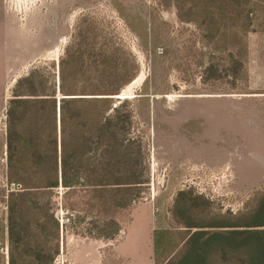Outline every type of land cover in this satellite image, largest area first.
<instances>
[{"label":"rangeland","instance_id":"374dc122","mask_svg":"<svg viewBox=\"0 0 264 264\" xmlns=\"http://www.w3.org/2000/svg\"><path fill=\"white\" fill-rule=\"evenodd\" d=\"M205 34L174 0H0V264L8 257V100L34 68L57 76L66 47L82 37L96 51L115 49L125 71L137 66L111 97L129 115L121 134L141 154L146 182L112 217L90 208L83 192L64 197L58 189L52 207L63 230L53 264H74L71 251L79 250L77 260L87 255L88 264H154L158 232L174 243L184 235L174 210L180 191L207 199L212 214L253 205L264 192V12L236 43L215 44Z\"/></svg>","mask_w":264,"mask_h":264},{"label":"trees","instance_id":"16d2710c","mask_svg":"<svg viewBox=\"0 0 264 264\" xmlns=\"http://www.w3.org/2000/svg\"><path fill=\"white\" fill-rule=\"evenodd\" d=\"M174 4L215 44L222 37L236 43L250 31L255 12H264V0ZM240 50L246 60L247 45ZM115 53L78 38L66 47L57 76L34 68L16 80L5 113L7 264H53L63 230L52 207L58 189L64 197L83 192L90 208L109 217L139 198L146 182L142 157L126 145L120 123L129 115L111 97L134 79L137 66L125 71ZM227 56L234 64L229 49ZM126 163L129 168L120 169ZM174 210L184 235L174 243L168 231L158 232L154 264H264V192L248 209L212 214L207 199L180 191Z\"/></svg>","mask_w":264,"mask_h":264},{"label":"crops","instance_id":"0c3cea01","mask_svg":"<svg viewBox=\"0 0 264 264\" xmlns=\"http://www.w3.org/2000/svg\"><path fill=\"white\" fill-rule=\"evenodd\" d=\"M80 247H82V245ZM79 251L78 252L75 251L74 253H72V251H71V258H70L71 262L74 263V264H88V263H91L90 261H88V258H87L88 256L87 255H84V258L82 259V261H78L77 260L78 259L77 258V253H79ZM85 258H87L86 261H85Z\"/></svg>","mask_w":264,"mask_h":264},{"label":"water","instance_id":"95a60500","mask_svg":"<svg viewBox=\"0 0 264 264\" xmlns=\"http://www.w3.org/2000/svg\"><path fill=\"white\" fill-rule=\"evenodd\" d=\"M117 97L120 98L119 96H117ZM11 189H14V185L13 184L11 185Z\"/></svg>","mask_w":264,"mask_h":264}]
</instances>
